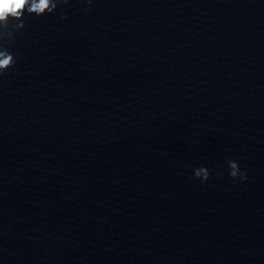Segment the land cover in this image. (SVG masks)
I'll list each match as a JSON object with an SVG mask.
<instances>
[{
	"label": "clouds",
	"instance_id": "clouds-1",
	"mask_svg": "<svg viewBox=\"0 0 264 264\" xmlns=\"http://www.w3.org/2000/svg\"><path fill=\"white\" fill-rule=\"evenodd\" d=\"M57 3L67 4L68 0H0V26L7 27L9 20L20 21L15 24L17 29H22L24 24L22 17L25 11L28 14H35L37 16L47 13H52ZM91 3V0H89ZM66 18V17H65ZM15 64V59L12 54L6 51H0V72H3ZM229 175L233 178L234 182L238 178L241 182L247 179V174L241 171L239 164L230 160ZM194 178L207 181L210 178L209 170L206 167H199L194 169Z\"/></svg>",
	"mask_w": 264,
	"mask_h": 264
}]
</instances>
